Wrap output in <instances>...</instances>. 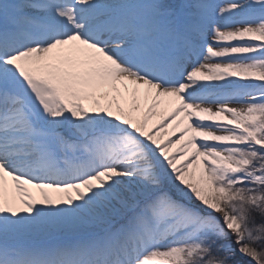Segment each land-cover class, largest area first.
Instances as JSON below:
<instances>
[{
  "label": "snow or ice",
  "instance_id": "6c2138e0",
  "mask_svg": "<svg viewBox=\"0 0 264 264\" xmlns=\"http://www.w3.org/2000/svg\"><path fill=\"white\" fill-rule=\"evenodd\" d=\"M261 205L264 0H0V264H264Z\"/></svg>",
  "mask_w": 264,
  "mask_h": 264
},
{
  "label": "clouds",
  "instance_id": "9594fccd",
  "mask_svg": "<svg viewBox=\"0 0 264 264\" xmlns=\"http://www.w3.org/2000/svg\"><path fill=\"white\" fill-rule=\"evenodd\" d=\"M252 211V209H247L246 211V215L250 214ZM255 211H258L260 214H264V205H261L258 209H256ZM245 223L247 224V221H245ZM252 231L255 232V228L251 229ZM261 239H264V234L261 235ZM261 255H264V252L261 253ZM192 264H200L199 260H193ZM210 264H222V261H211Z\"/></svg>",
  "mask_w": 264,
  "mask_h": 264
},
{
  "label": "trees",
  "instance_id": "16d2710c",
  "mask_svg": "<svg viewBox=\"0 0 264 264\" xmlns=\"http://www.w3.org/2000/svg\"><path fill=\"white\" fill-rule=\"evenodd\" d=\"M254 215L256 216V226H259L261 223H264V220H262V218L259 216V214H254ZM237 259H244L245 264H253V262H251L250 260H247L246 258H243L240 256H237Z\"/></svg>",
  "mask_w": 264,
  "mask_h": 264
},
{
  "label": "rangeland",
  "instance_id": "374dc122",
  "mask_svg": "<svg viewBox=\"0 0 264 264\" xmlns=\"http://www.w3.org/2000/svg\"><path fill=\"white\" fill-rule=\"evenodd\" d=\"M166 2L171 3L173 5H179L180 3L183 2V0H166ZM232 106H234V107H240L241 105L234 104ZM164 108H165V106H162L161 109H159V111H161V112L164 111Z\"/></svg>",
  "mask_w": 264,
  "mask_h": 264
}]
</instances>
